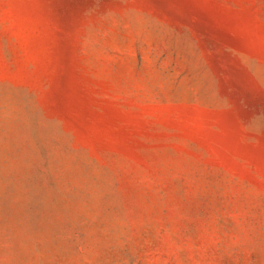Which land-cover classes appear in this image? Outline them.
<instances>
[{
    "label": "rangeland",
    "instance_id": "obj_1",
    "mask_svg": "<svg viewBox=\"0 0 264 264\" xmlns=\"http://www.w3.org/2000/svg\"><path fill=\"white\" fill-rule=\"evenodd\" d=\"M0 264H264V0H0Z\"/></svg>",
    "mask_w": 264,
    "mask_h": 264
}]
</instances>
